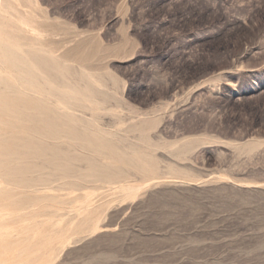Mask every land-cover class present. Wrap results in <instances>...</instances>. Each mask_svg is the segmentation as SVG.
<instances>
[{"label":"rangeland","instance_id":"rangeland-1","mask_svg":"<svg viewBox=\"0 0 264 264\" xmlns=\"http://www.w3.org/2000/svg\"><path fill=\"white\" fill-rule=\"evenodd\" d=\"M28 3L14 32L59 68L37 64L31 87L0 76L52 107L51 85L74 91L59 111L143 166L0 175V264H264V0Z\"/></svg>","mask_w":264,"mask_h":264},{"label":"bare ground","instance_id":"bare-ground-1","mask_svg":"<svg viewBox=\"0 0 264 264\" xmlns=\"http://www.w3.org/2000/svg\"><path fill=\"white\" fill-rule=\"evenodd\" d=\"M29 1L0 0V72L5 68L18 70L24 87L34 85L38 74H42L37 69V64L58 68L60 64L58 61L46 60L33 50L25 49L14 32L17 27L31 25L29 16L16 17L14 13L20 12L19 5L30 7ZM57 72L59 74L61 71L57 69ZM11 81L0 76V87L5 84V89L9 90L0 89V124H6L5 127H0V175L6 179L30 186L34 181L45 183L53 174L70 180L114 175L116 169L113 166L108 164L109 167L105 168L98 164L99 156L117 158L138 168L143 166L139 159L120 151L105 135L79 128L74 113L59 111L61 107L72 109L74 100L77 99L74 91L59 90L51 85L48 96L58 98L57 106L52 107L45 99L16 91ZM4 131L10 134L7 138L1 137ZM64 142L69 145L67 151L64 149ZM83 159L88 161L86 171L80 170L77 164ZM33 172L39 174L37 179H30L29 174Z\"/></svg>","mask_w":264,"mask_h":264}]
</instances>
